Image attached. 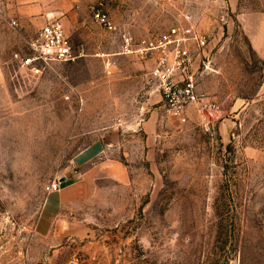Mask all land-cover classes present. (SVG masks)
<instances>
[{
    "label": "rangeland",
    "instance_id": "rangeland-1",
    "mask_svg": "<svg viewBox=\"0 0 264 264\" xmlns=\"http://www.w3.org/2000/svg\"><path fill=\"white\" fill-rule=\"evenodd\" d=\"M103 1L121 32L92 16L86 31L100 41L72 29L75 54L86 55L41 73L22 65L28 43L0 20V264H264V61L236 10ZM182 12L209 35L193 68L210 64L199 84L219 104L212 112L173 115L137 67L152 56L120 54L123 32L156 37ZM96 140L105 153L95 167L75 163ZM64 175L88 181L91 197L39 235L46 185Z\"/></svg>",
    "mask_w": 264,
    "mask_h": 264
},
{
    "label": "built area",
    "instance_id": "built-area-1",
    "mask_svg": "<svg viewBox=\"0 0 264 264\" xmlns=\"http://www.w3.org/2000/svg\"><path fill=\"white\" fill-rule=\"evenodd\" d=\"M163 3L167 0H153ZM93 19L111 32H121L110 15L103 0L90 3ZM5 17L4 0H0V20ZM209 45V35L197 26L193 15L182 12L175 24L166 33L156 37L135 38L130 32L121 35L120 53L146 59L156 54L150 76L163 94L166 108L175 116H181L188 107L196 105L209 111L218 109L219 104L203 90L199 76L209 71L210 64L204 62L198 72L193 68L195 58ZM31 54L22 65L33 73H41L53 62L74 61L82 55L75 54L72 42L63 22L52 19L44 24L28 42ZM63 181L58 178L46 185V192L60 191Z\"/></svg>",
    "mask_w": 264,
    "mask_h": 264
},
{
    "label": "crops",
    "instance_id": "crops-1",
    "mask_svg": "<svg viewBox=\"0 0 264 264\" xmlns=\"http://www.w3.org/2000/svg\"><path fill=\"white\" fill-rule=\"evenodd\" d=\"M94 0H4V23L3 26L15 24V29L20 36V40L27 43L38 33L40 28L52 19H59L63 22L67 33L72 29L85 30L82 39L84 41H93L98 43L99 36L86 29L92 24V14L89 9L90 3ZM215 3H226L236 10V20L243 33L245 34L249 45L255 51L257 56L264 61V0H214ZM212 20V19H211ZM122 54V53H120ZM86 55L82 53L81 56ZM137 67L140 69L148 68L150 71L155 64L156 54ZM197 56L194 66L198 62ZM147 74L144 70L138 71ZM150 73V72H149ZM149 123L145 119L143 127ZM142 125V124H141ZM105 147L99 141H95L75 155V163L86 165L94 161L98 156L103 157ZM97 161V160H96ZM94 161L93 166L97 163ZM91 167L89 171H92ZM89 168V167H88ZM88 171V172H89ZM64 187L58 192L48 194L44 203L43 210L36 225V232L39 235L48 236L53 230V224L60 216L62 209H72L84 203L91 197L92 186L86 182H70L71 175H64ZM61 178V179H62ZM90 181V180H89ZM64 234L72 233V229H61L59 232Z\"/></svg>",
    "mask_w": 264,
    "mask_h": 264
},
{
    "label": "water",
    "instance_id": "water-1",
    "mask_svg": "<svg viewBox=\"0 0 264 264\" xmlns=\"http://www.w3.org/2000/svg\"><path fill=\"white\" fill-rule=\"evenodd\" d=\"M61 180H62V181H64V180H65V178H62Z\"/></svg>",
    "mask_w": 264,
    "mask_h": 264
}]
</instances>
